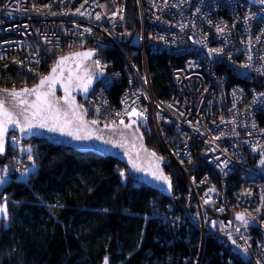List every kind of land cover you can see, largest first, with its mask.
<instances>
[{"label":"built area","instance_id":"obj_1","mask_svg":"<svg viewBox=\"0 0 264 264\" xmlns=\"http://www.w3.org/2000/svg\"><path fill=\"white\" fill-rule=\"evenodd\" d=\"M127 3L0 0V70L33 72L53 53L91 42L88 48L96 50L93 61L105 65L106 73L84 101L87 117L99 124H118L121 117L116 113L123 115L125 99L129 110L133 101L138 110H146V121L139 119L138 124L146 125L148 119L153 123L167 156L185 178L187 199L194 200L184 212L200 232L195 264L208 234L219 237L243 261L264 264V147L253 151L264 146V97H258L264 93V71H257L264 69V7L249 0H135L138 28L131 32ZM106 46L117 52L122 69H107ZM216 48L223 51L209 53ZM148 52L173 57L171 93L164 99L155 95ZM128 120L124 116V122ZM166 128L172 132L170 141L163 133ZM12 136L9 142L14 144ZM216 136L220 139L213 141ZM22 141L18 137L14 145L19 148ZM28 146L32 155L34 143ZM21 168V173L31 169L23 175L26 182L35 166L26 158ZM237 212L251 213L247 227L235 220ZM211 221L223 224L213 227Z\"/></svg>","mask_w":264,"mask_h":264},{"label":"trees","instance_id":"obj_2","mask_svg":"<svg viewBox=\"0 0 264 264\" xmlns=\"http://www.w3.org/2000/svg\"><path fill=\"white\" fill-rule=\"evenodd\" d=\"M127 7V26L133 32L138 28L135 0H128ZM82 45L91 47L92 43ZM65 52L53 53L50 61L48 56L33 72L1 69L0 86L34 84ZM104 53L110 63L108 70L122 69L111 46H106ZM172 61L167 53H147V67L159 99L171 93ZM142 131L147 145L166 155L160 145L152 147L156 134L150 119ZM164 132L170 141L171 130ZM31 141L35 146L34 172L26 182L11 174L0 183V203L6 199L9 210L7 220L0 218V264H103L105 256L109 264H195L200 232L185 216L188 188L173 161L164 166L172 180L171 200L131 179L126 167L112 157L77 152L45 139ZM17 150L9 142L0 162L9 161ZM120 170L126 173L123 179ZM222 242L217 236L206 235L199 264H230L228 257L232 264H249Z\"/></svg>","mask_w":264,"mask_h":264},{"label":"snow or ice","instance_id":"obj_3","mask_svg":"<svg viewBox=\"0 0 264 264\" xmlns=\"http://www.w3.org/2000/svg\"><path fill=\"white\" fill-rule=\"evenodd\" d=\"M85 3H87V0H85ZM259 3L264 5V0H259ZM81 7H83V5ZM36 11H41V9H36ZM76 12L81 15L84 14L80 12L79 8L76 9ZM113 15H115V13H113ZM96 19H100V16L97 15ZM181 27H183V25ZM217 30L220 32L224 31L223 28H218ZM87 31L90 32L91 29H87ZM257 39H259V37H257ZM95 51V49H88L86 51L74 52L59 57L52 66L51 71L47 75L42 76L39 83L31 88L25 87L20 90H0L6 94V96H0V154H3L5 151L6 137L10 131L15 132L18 130L22 135H33L35 133L32 130L34 128H40L70 136L75 140H90L93 138V132L92 129L89 128V125H98L99 121L84 120L83 112L86 110L83 109L82 105L76 104L72 91L75 88L87 93L93 83L94 77L103 75L105 65H102L99 60H92ZM222 51L223 49L216 48L210 49L209 53H221ZM248 59L251 60L250 55ZM87 61H91V63H87ZM244 66L248 67L249 65ZM257 71H264V69H257ZM57 84H60L63 88L64 95L62 97H57L55 94ZM29 97H34V99L29 100ZM258 97H264V93H259ZM256 100L257 97H254V102ZM61 101H63V107L61 106ZM122 103H124L126 107L123 115L119 112L116 113L117 116L121 117L119 124L113 120L110 124H105L104 127L111 128L113 131L120 129L130 130L132 137L131 141L128 140L123 131H120L121 139L117 141L104 139L101 135H96L95 139L103 140L105 144H113L116 147L125 148V154L129 156V162L132 168L139 172H148L155 181L166 185L167 190L170 191L172 189L171 177L164 174L160 166L163 157L157 156L155 152H149L144 148L142 143L139 145L137 144V141H142L143 139L137 121L139 119L146 121V110H138L134 106L135 101H133V106H131L130 110L127 106L128 101L126 99L122 100ZM97 111H99V109H97ZM181 115H183V113H181ZM124 116L129 118L127 124L124 122ZM133 117H135V119ZM221 122H223V120ZM253 127H255V125H253ZM221 135H223V133H221ZM218 139H220V136L213 137V141ZM11 140L15 144L18 142V137L12 136ZM259 147L264 146L257 145L253 147V151H256ZM23 150L29 153L28 159L32 161L34 167L35 161L31 155V146ZM212 151H215V149H212ZM133 152H135V158H133ZM141 152L145 154L144 159L148 160L147 166L137 163V161L141 159ZM262 155H264V153H262ZM189 162L191 163V160H189ZM181 163H183V161H181ZM222 163L226 166L228 161L225 160L222 161ZM260 163L264 164V159H262ZM8 171V166L5 165L3 168L4 175H0V183L6 182ZM30 171V168H25L21 175L23 176ZM119 175L123 179L126 173L124 170H120ZM209 191H214V189H210ZM204 203H210V198L205 199ZM217 211L223 212L224 209L219 208ZM257 211H259V209H257ZM250 216L251 213L246 215L244 212H237L235 214V220L240 221L247 227ZM8 217V202L5 199L3 203H0V218L7 220ZM145 219H147V217ZM217 223L223 224V222L211 221L213 227H215ZM231 224L232 221H229L228 225L230 226ZM235 231L239 232L240 229L237 228ZM227 235L231 239V232H228ZM232 243L236 244V241L232 240ZM245 251H247V249H245ZM104 264H109V258L107 256L104 257ZM257 264H259V262H257Z\"/></svg>","mask_w":264,"mask_h":264},{"label":"water","instance_id":"obj_4","mask_svg":"<svg viewBox=\"0 0 264 264\" xmlns=\"http://www.w3.org/2000/svg\"><path fill=\"white\" fill-rule=\"evenodd\" d=\"M249 1L256 4V5L264 7V5L259 3V0H249ZM88 49H91V48L82 47V48L75 49L72 51H68V52H65L61 55H58L54 59L53 64L50 66V68L48 69L46 74H44V75H47L51 71L52 66L54 65L55 61L59 57L64 56V55H69V54L74 53V52L86 51ZM93 57H92V60H93ZM87 63H91V61H87ZM105 73H106V69L104 68L103 75H98L97 77H94L93 83L90 86L89 91L87 93H84L80 89H75V88L73 89L72 95L75 97L76 104L82 105L84 110H86L85 106H84V101L86 100L90 90L92 89L93 85L97 81L102 79V77L105 75ZM44 75H42V76H44ZM42 76H40L37 79V81L30 86H23L20 88H8V87L0 86V90H3V89L20 90V89L25 88V87L31 88L34 85L39 83V80ZM55 94L57 97H62L64 95L63 88L61 87L60 84L56 85V93ZM0 96H6V94H4L2 91H0ZM33 99H34V97H29V100H33ZM61 106L62 107L64 106L63 101H61ZM83 118L85 121H91L92 120V119H89L87 117L86 111L83 112ZM128 122H129V120L125 123L127 124ZM104 125L105 124H98L95 126L89 125V128H91L92 132H93V138L90 140H75L70 136L62 135V134L56 133V132H50L47 129H40V128H34L32 131L35 134H33V135H22L18 130L15 132L10 131L6 137L5 149L7 147V140H8L9 134L14 133L24 141L30 140V139H45L52 144L63 145V146L72 148L73 150H76L77 152H82V153L90 152V153L95 154L96 156L112 157V158L118 160L119 162H121L126 167L127 174L131 179H133L134 181L138 182L139 184H141L145 187L157 190L159 193H161L162 195H164V196H166L172 200V197H173L172 189L170 191L167 190L166 185H163L161 182L155 181L148 172H139V171H136L134 168H132L131 163L129 162V156L125 154V152H126L125 148L116 147L113 144H105L103 142V140L95 139L96 135H101V136H103L104 139L117 141V140L121 139L120 131H123V132H125L128 140L131 141L132 137H131L130 130L120 129V130L113 131L111 128H105ZM139 129H140V133H142V135H143V139H142V141H137V144L139 145L142 143L144 148H146L149 152H155L157 154V156L163 157V161L161 162L160 166L163 169L164 174L170 176L164 169V166L169 163V159H167V157H165L164 155H161V154L157 153L155 150L151 149L145 141L143 131L141 130L140 127H139ZM82 134H84V133H82ZM140 155H141V159L138 160L137 163H139L143 166H147L148 160L144 159V155H145L144 152H141ZM133 158H135V152H133Z\"/></svg>","mask_w":264,"mask_h":264},{"label":"rangeland","instance_id":"obj_5","mask_svg":"<svg viewBox=\"0 0 264 264\" xmlns=\"http://www.w3.org/2000/svg\"><path fill=\"white\" fill-rule=\"evenodd\" d=\"M133 38H134V36H133ZM54 57H53V55H50V59H49V61L50 60H52ZM54 62V61H53ZM53 62H52V64H53ZM51 64V65H52ZM39 70V69H38ZM18 88H20V87H18ZM139 125V127L141 128V130H142V126L144 125H140V124H138ZM146 125H144L143 127H145ZM155 129V128H154ZM163 133H164V135H165V132L163 131ZM155 134H156V140H153L154 141V143L152 144V147H154L155 149L157 148L158 149V146L160 145L162 148H163V150H164V152L165 153H167L166 152V148H165V146H164V144L162 143V141L159 139V136H158V134H157V132H156V130H155ZM12 135H16V134H14V133H10L9 134V137H8V140H7V146H8V143H9V141H10V136H12ZM16 137H17V135H16ZM31 140V139H30ZM30 140H23L21 143H20V145H19V148H18V150H17V152H15V155L16 156H14L13 158H9V159H7V160H9V161H2V162H0V175H4V173H3V168H4V166L5 165H7L8 166V169H9V171H8V174H7V179L8 178H10V175L11 174H15V175H17L18 177L20 176V178H23V176L21 175V163H23L25 160H26V158H28L27 157V154H26V150H23V149H27L28 148V145H29V143L31 142ZM152 141V142H153ZM11 143V142H10ZM12 144V143H11ZM152 149V148H151ZM165 157H167V159H169V157L167 156V154L166 155H164ZM170 160V159H169ZM184 167L186 168L187 166L184 164ZM177 169L180 171V169L177 167ZM180 173L182 174V172L180 171ZM183 175V174H182ZM184 177V176H183ZM185 179V178H184ZM194 203V200L193 199H187L186 200V202H185V204H184V206L186 205V204H189L188 206H192V204ZM190 211H191V207H190ZM192 212V211H191ZM104 264V263H103Z\"/></svg>","mask_w":264,"mask_h":264}]
</instances>
